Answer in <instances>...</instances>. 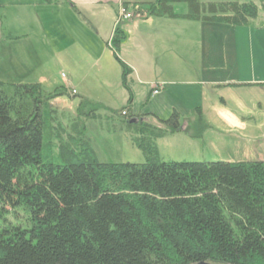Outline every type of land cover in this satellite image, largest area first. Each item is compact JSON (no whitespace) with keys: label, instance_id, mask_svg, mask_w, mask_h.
<instances>
[{"label":"trees","instance_id":"16d2710c","mask_svg":"<svg viewBox=\"0 0 264 264\" xmlns=\"http://www.w3.org/2000/svg\"><path fill=\"white\" fill-rule=\"evenodd\" d=\"M176 4L186 5L187 21L233 28L261 10L212 0H155L133 10L174 17ZM2 24L3 16L1 33ZM125 39L115 29L109 49L127 90L130 69L118 56ZM54 91L0 83V264H264V162H165L155 144L183 130L177 113L133 115L129 98L119 111L81 100L71 116L51 108L63 95ZM98 110L112 111L113 127L129 135L143 163L98 161L84 135ZM196 115L192 138L205 127Z\"/></svg>","mask_w":264,"mask_h":264},{"label":"rangeland","instance_id":"374dc122","mask_svg":"<svg viewBox=\"0 0 264 264\" xmlns=\"http://www.w3.org/2000/svg\"><path fill=\"white\" fill-rule=\"evenodd\" d=\"M212 1L253 3L261 7L259 0ZM2 3L4 9L0 17L6 15V22L3 20L4 31L1 34L5 29L15 33L22 19L20 13L14 12L15 1L0 0ZM173 10L176 14H183L187 12V7L185 4H176ZM196 26L194 33L186 38L181 37L180 33L181 58L180 63L177 61L179 76H174L173 82L164 80L161 69L156 65L149 68L152 57L149 47L145 48L142 55L128 45L127 54L121 55L122 59L127 55L135 63L148 66L138 81H128L125 90L119 76L115 77L118 87H115V82L98 84L72 80L70 86L77 95L71 96L74 92L68 89L67 79H63L67 73L65 69L59 65L40 66L38 60L41 52L32 50V47L29 50L26 38L8 42L1 36L0 83L15 85L36 82L44 91L60 90L63 95L53 98L49 104L51 108L62 109L71 116L78 115L77 107L81 100L119 111L129 98L135 113H151L166 120L175 112L183 130L167 135L155 144L160 158L165 162H264V87L252 82L257 73L264 76V5L258 19L246 26L233 28L201 22ZM198 26L203 28L199 30ZM153 52L155 56L158 55L156 51ZM87 53L77 52L78 59L67 62V66L74 65L81 67L82 72H90L94 62L89 59L91 57L83 58L87 57ZM106 64L102 61L99 68L106 69ZM175 70L176 65L174 73ZM108 79L113 80L111 76ZM154 89H157L155 94ZM186 105H190V108ZM199 110L205 120V127L200 138H192V135H197V131L191 128V124ZM111 112L98 110L94 113L95 118L85 124L87 130L84 135L92 140L91 147L98 161L105 164L143 163V155L131 145L129 135L113 127L115 123L110 120ZM83 113L92 114V107H85Z\"/></svg>","mask_w":264,"mask_h":264},{"label":"crops","instance_id":"0c3cea01","mask_svg":"<svg viewBox=\"0 0 264 264\" xmlns=\"http://www.w3.org/2000/svg\"><path fill=\"white\" fill-rule=\"evenodd\" d=\"M14 1V12L20 13L22 18L19 22V30L13 33V31L5 29L3 34L0 31V38L2 36L6 39V33L11 37L10 39L7 37L8 42H18L20 39L26 38L29 50L32 47V50L41 52V57L39 56L38 60L40 66L59 65L60 68L65 69L67 73L64 74L63 79H67L68 89L74 92V95L71 96L77 95L70 86L72 80L78 81L77 83L91 81L98 84L115 82V87H118L115 77H121V69L109 49L115 29H119L126 36L120 47L119 58L121 55L127 54L128 45L142 55L145 48L149 47L152 56L149 68L156 65L161 69V76L164 77V80L175 81L174 76H179L177 61L180 63L181 37L186 38L190 33H194L196 25L199 23L183 19L182 16L185 13L176 14L174 10V17L162 18L141 16L133 10L134 6L138 8L140 4L153 3L155 0H65V2L54 5H43L40 3L41 0ZM0 5L4 9L3 3ZM120 5L126 6L127 11L132 14L131 20L118 19L117 12ZM9 16L8 14L7 17L9 18ZM3 20L6 22V15L3 16ZM181 25H185L183 29H181ZM198 27L199 30L203 28V26ZM153 51H156L158 55L155 56ZM77 52H88L87 57L83 58L91 57L89 59L93 60L94 64L91 66L90 72H82L81 67L74 65L67 66V62L78 59ZM121 60L130 69L127 78L129 82L138 81L143 76L142 71L148 70L146 64H137L127 55L123 59L121 57ZM102 61L104 64L107 63L106 69L99 68ZM108 69L110 70L107 71ZM109 76L113 80L108 79ZM252 82L264 87V76L257 73ZM131 103V113L140 115L141 113L133 111Z\"/></svg>","mask_w":264,"mask_h":264},{"label":"built area","instance_id":"2783aa9c","mask_svg":"<svg viewBox=\"0 0 264 264\" xmlns=\"http://www.w3.org/2000/svg\"><path fill=\"white\" fill-rule=\"evenodd\" d=\"M117 17L118 19L129 21L132 19V14L129 13L123 5H120L118 8ZM156 92H157V89H154L153 94H155ZM125 114H126L125 111L121 113L122 116H125Z\"/></svg>","mask_w":264,"mask_h":264},{"label":"water","instance_id":"95a60500","mask_svg":"<svg viewBox=\"0 0 264 264\" xmlns=\"http://www.w3.org/2000/svg\"><path fill=\"white\" fill-rule=\"evenodd\" d=\"M197 264H209V263H197Z\"/></svg>","mask_w":264,"mask_h":264}]
</instances>
